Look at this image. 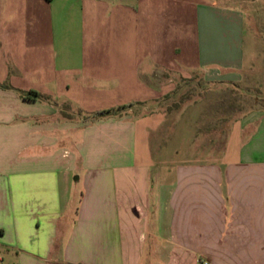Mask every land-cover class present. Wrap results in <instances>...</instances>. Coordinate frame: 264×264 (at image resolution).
Instances as JSON below:
<instances>
[{
	"label": "crops",
	"instance_id": "1",
	"mask_svg": "<svg viewBox=\"0 0 264 264\" xmlns=\"http://www.w3.org/2000/svg\"><path fill=\"white\" fill-rule=\"evenodd\" d=\"M55 1L0 0V264H264V113L230 127L235 156L228 133L220 159H194L169 181L151 149L139 158V124L129 111L77 120L20 95H67L56 66L86 70L85 47L58 21L74 11L51 10ZM178 5L140 100L169 91V71L210 69L233 82L245 66L240 14L212 3ZM91 79L85 72L75 82ZM142 125L150 143L154 130Z\"/></svg>",
	"mask_w": 264,
	"mask_h": 264
},
{
	"label": "rangeland",
	"instance_id": "2",
	"mask_svg": "<svg viewBox=\"0 0 264 264\" xmlns=\"http://www.w3.org/2000/svg\"><path fill=\"white\" fill-rule=\"evenodd\" d=\"M198 3H212L240 14L246 61L239 79L224 81L205 70L169 71L163 76V82L170 84L169 91L157 99H138L151 88L145 75L153 78L155 56L162 53L167 42L168 16L181 10L178 4ZM50 8L74 11L66 24L64 19L58 21L67 26L68 40L85 47L83 65L92 79L79 83L90 89L83 91L75 82L85 72L71 70L77 65L74 64L69 71L56 66L58 84L62 87L58 86L59 89H71L67 95L59 94L61 90L55 97L36 89L27 91L39 92L43 101L58 105L61 115L77 120L126 106L123 111H129L138 120L139 158L147 160L151 149L152 164L167 170L169 181L175 180L178 166L194 163L197 161L194 159L200 162L208 157L220 159L218 155L228 133L227 149L235 156L239 140L237 130L231 131L230 127L248 115L264 113V0H56ZM172 29L171 24L169 33L173 34ZM100 44L107 48L103 53L97 49ZM77 53L78 49L72 51L74 58ZM13 67L10 64L6 69ZM143 120L154 130L150 143L145 141ZM225 199L228 200L227 195ZM200 263L210 264L206 258L204 262L200 258Z\"/></svg>",
	"mask_w": 264,
	"mask_h": 264
},
{
	"label": "trees",
	"instance_id": "3",
	"mask_svg": "<svg viewBox=\"0 0 264 264\" xmlns=\"http://www.w3.org/2000/svg\"><path fill=\"white\" fill-rule=\"evenodd\" d=\"M20 95L25 99L30 100H42L43 96L37 91L31 90V91H21ZM126 106H120L118 108H111L104 111L99 112L98 114L91 117V119L96 120L100 118H105L109 116L117 115L118 112H122Z\"/></svg>",
	"mask_w": 264,
	"mask_h": 264
},
{
	"label": "built area",
	"instance_id": "4",
	"mask_svg": "<svg viewBox=\"0 0 264 264\" xmlns=\"http://www.w3.org/2000/svg\"><path fill=\"white\" fill-rule=\"evenodd\" d=\"M205 71L210 75H214V72H212L210 69H205Z\"/></svg>",
	"mask_w": 264,
	"mask_h": 264
}]
</instances>
